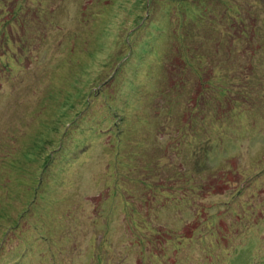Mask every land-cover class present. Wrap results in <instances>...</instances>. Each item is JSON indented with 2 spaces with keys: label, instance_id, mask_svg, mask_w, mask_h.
Returning a JSON list of instances; mask_svg holds the SVG:
<instances>
[{
  "label": "rangeland",
  "instance_id": "374dc122",
  "mask_svg": "<svg viewBox=\"0 0 264 264\" xmlns=\"http://www.w3.org/2000/svg\"><path fill=\"white\" fill-rule=\"evenodd\" d=\"M0 264H264V0H0Z\"/></svg>",
  "mask_w": 264,
  "mask_h": 264
},
{
  "label": "bare ground",
  "instance_id": "6f19581e",
  "mask_svg": "<svg viewBox=\"0 0 264 264\" xmlns=\"http://www.w3.org/2000/svg\"><path fill=\"white\" fill-rule=\"evenodd\" d=\"M131 71V70H130ZM134 73V72H133ZM83 141V140H82Z\"/></svg>",
  "mask_w": 264,
  "mask_h": 264
}]
</instances>
